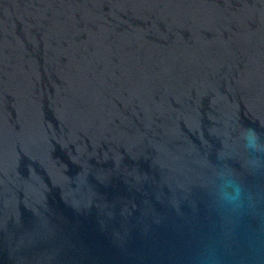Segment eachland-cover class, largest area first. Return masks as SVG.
I'll use <instances>...</instances> for the list:
<instances>
[{"label":"water","instance_id":"1","mask_svg":"<svg viewBox=\"0 0 264 264\" xmlns=\"http://www.w3.org/2000/svg\"><path fill=\"white\" fill-rule=\"evenodd\" d=\"M0 264H264V0H0Z\"/></svg>","mask_w":264,"mask_h":264},{"label":"clouds","instance_id":"2","mask_svg":"<svg viewBox=\"0 0 264 264\" xmlns=\"http://www.w3.org/2000/svg\"><path fill=\"white\" fill-rule=\"evenodd\" d=\"M227 186H230V182H226V187ZM222 197L224 200L228 201V202H232L234 199H235V196H233L232 194H230L229 192L227 191H224L222 193Z\"/></svg>","mask_w":264,"mask_h":264}]
</instances>
